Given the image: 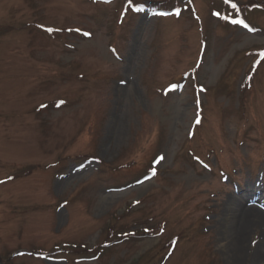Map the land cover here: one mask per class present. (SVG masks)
Instances as JSON below:
<instances>
[{
  "label": "rangeland",
  "instance_id": "374dc122",
  "mask_svg": "<svg viewBox=\"0 0 264 264\" xmlns=\"http://www.w3.org/2000/svg\"><path fill=\"white\" fill-rule=\"evenodd\" d=\"M236 1L250 27L219 0H0V263L264 264V224L225 227L249 185L264 211V0Z\"/></svg>",
  "mask_w": 264,
  "mask_h": 264
},
{
  "label": "bare ground",
  "instance_id": "6f19581e",
  "mask_svg": "<svg viewBox=\"0 0 264 264\" xmlns=\"http://www.w3.org/2000/svg\"><path fill=\"white\" fill-rule=\"evenodd\" d=\"M256 187L249 185L247 192H245L244 195H241L239 197L237 196H231L228 201H227V205L228 207H232L233 206V216L235 215V218L233 219V217H230L227 219V221L225 222V227L227 226L228 229L231 230V225H236L237 227H239L240 229H242V231H244V233L248 232V230H251L253 228H251L250 226H247L245 228V225L243 223L244 217L247 215L248 217L251 216L253 217L254 220H257L256 226L259 223L264 224V211H262L261 209H259V207H257L258 205H250L249 207L247 206V204H245V200L252 198V194L255 192ZM247 197V198H246ZM246 198V199H245ZM256 203L258 202V199H256ZM236 221V222H235ZM235 222V224H234ZM234 226V228L232 230H238L239 228H237ZM254 230H258V232L260 233V235L262 234L263 239L260 240L258 242V244L256 245V247L252 248V255L256 258L258 257V255H260L261 253L264 252V228L263 233L261 232L262 230H259V228H256ZM241 231V232H242ZM240 233V232H239ZM242 248H239V250L237 251V253H233L231 251L230 253V257L233 258L230 259L231 264H236L235 261H240L241 259V255L240 251ZM251 249V248H250ZM249 253V249H247L246 254L247 255ZM237 259V260H236ZM229 260V259H228Z\"/></svg>",
  "mask_w": 264,
  "mask_h": 264
},
{
  "label": "trees",
  "instance_id": "16d2710c",
  "mask_svg": "<svg viewBox=\"0 0 264 264\" xmlns=\"http://www.w3.org/2000/svg\"><path fill=\"white\" fill-rule=\"evenodd\" d=\"M234 3H236L237 5H238V7L240 6V4L236 1V0H232ZM254 5H261V4H251V5H249V7H251V8H253L252 6H254ZM241 8V7H240ZM242 9V8H241ZM257 53H259V55H261V54H264V50H260V51H257ZM153 229H155V228H153ZM151 231V229H148V230H146V232H150ZM170 243V245H171V242L170 241H168L167 243H166V245H168Z\"/></svg>",
  "mask_w": 264,
  "mask_h": 264
}]
</instances>
